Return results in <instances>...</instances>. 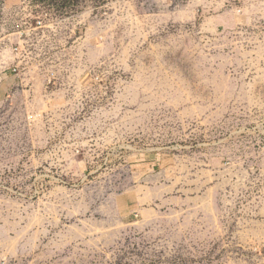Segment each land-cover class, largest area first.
Here are the masks:
<instances>
[{
  "label": "rangeland",
  "instance_id": "obj_1",
  "mask_svg": "<svg viewBox=\"0 0 264 264\" xmlns=\"http://www.w3.org/2000/svg\"><path fill=\"white\" fill-rule=\"evenodd\" d=\"M9 3L0 264H264V0Z\"/></svg>",
  "mask_w": 264,
  "mask_h": 264
},
{
  "label": "built area",
  "instance_id": "obj_2",
  "mask_svg": "<svg viewBox=\"0 0 264 264\" xmlns=\"http://www.w3.org/2000/svg\"><path fill=\"white\" fill-rule=\"evenodd\" d=\"M24 1H27L28 3H30L33 0H24ZM26 18H28V17L27 16H22L17 22H15L13 24V31L14 32H12V34L17 35L20 38L23 36V34L25 32L22 29H20V28H21V25L22 24H25V26H27V22H26L27 20H26ZM36 24L39 27H41V20L38 19L36 21ZM28 29H29V27H28ZM18 47H19L18 45L13 46L11 48V52L14 51L15 54H18V49H19ZM22 57H24L23 54H21V56H15V57H13V61H15V62H13V64H12L11 71H12V73H14V75H16V76L19 77L20 82L23 84V82L25 81V79L21 78V76H20V71H21L22 62H23V58ZM54 78H55V72L53 70L49 71L45 83L47 85H50L52 83V80H54Z\"/></svg>",
  "mask_w": 264,
  "mask_h": 264
},
{
  "label": "crops",
  "instance_id": "obj_3",
  "mask_svg": "<svg viewBox=\"0 0 264 264\" xmlns=\"http://www.w3.org/2000/svg\"><path fill=\"white\" fill-rule=\"evenodd\" d=\"M6 4H10V0H4ZM12 1V0H11Z\"/></svg>",
  "mask_w": 264,
  "mask_h": 264
}]
</instances>
